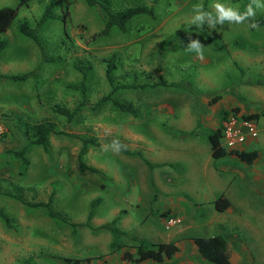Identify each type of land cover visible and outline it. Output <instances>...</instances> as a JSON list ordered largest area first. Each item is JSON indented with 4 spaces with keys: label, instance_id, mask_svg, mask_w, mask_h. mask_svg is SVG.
<instances>
[{
    "label": "rangeland",
    "instance_id": "374dc122",
    "mask_svg": "<svg viewBox=\"0 0 264 264\" xmlns=\"http://www.w3.org/2000/svg\"><path fill=\"white\" fill-rule=\"evenodd\" d=\"M50 1L52 17L38 25ZM17 2L0 0V7ZM217 2L243 12L251 0H111L112 11L152 5L153 16H133L124 31L112 26L106 35L98 34V9L83 0L17 6L0 33V74L35 75L0 80V264H120L127 258L123 251L139 241L147 246L161 240L162 222H178L174 213L199 225L212 213L222 215L230 264H264V25L204 24L207 41L190 28L197 27L190 23L193 5L211 12ZM255 18L264 19V10L257 9ZM22 20L36 28L52 61H42L35 44L18 32ZM190 38L205 46L203 59L186 50ZM110 62L112 85L105 77ZM75 65L86 68L83 90ZM112 100L135 113L120 111ZM234 107L238 114L261 113L257 136L236 147L256 150L251 163L209 155L206 134L220 124L221 109L231 113ZM41 121L53 127L45 151L31 143V125ZM106 136L141 157L104 151ZM79 137L97 141L82 159L104 173V188L77 162ZM23 146L25 164L12 154ZM221 193L231 202L226 216L211 204ZM50 194L51 216L45 207L26 204L44 203ZM95 197L101 200L82 226ZM165 209L171 215L163 220ZM115 216L116 234L103 227ZM192 257L196 264H213L199 253Z\"/></svg>",
    "mask_w": 264,
    "mask_h": 264
},
{
    "label": "trees",
    "instance_id": "16d2710c",
    "mask_svg": "<svg viewBox=\"0 0 264 264\" xmlns=\"http://www.w3.org/2000/svg\"><path fill=\"white\" fill-rule=\"evenodd\" d=\"M26 0H18L16 6H2L0 7V33L7 30L13 19L16 17L17 14V6L24 3ZM83 2L90 7H95L98 9L100 16L102 17V26L98 32L99 35H106L110 31L112 26L117 27L120 31H124L126 29V22L136 15H146L149 17L153 16V6H145L141 4H135L131 6H127L115 11H112L110 9V3L111 0H83ZM155 2V0H152V4ZM53 5V2L50 1L49 5L45 8L42 16L40 17L38 21V25L42 24L47 18H51L52 14L50 12L51 7ZM65 19V14L63 15V23ZM254 21L258 23L259 25H264V19L263 18H255ZM192 29H195L201 33V35L204 37L205 40H209V36L207 32L203 29L202 26L200 27H190ZM17 30L20 34L25 36L26 38L30 39L35 46L38 49L39 55L41 57L42 61H52L51 57H48L44 49L41 45L40 39L38 37L36 28L30 27L26 21L22 20L17 24ZM4 41H0V51L3 48ZM75 68L80 73V81H79V88L80 90H83L84 81L86 78V68L75 65ZM113 70V64L112 62L107 64V67L105 69V77L107 82L112 85V75L111 71ZM35 75V70L21 73V74H10V75H3L0 74V80L4 81H24L29 76ZM156 84H152L154 86ZM126 86V85H123ZM133 87V85H128V87ZM115 87H111L109 93L103 97V99L111 98V95L114 91ZM112 103L120 110L125 111L131 114H134V110L128 107L127 105L123 103H119L117 101L112 100ZM55 112L63 114L67 117L71 115V112H69L67 109L61 108V107H55ZM230 111V110H229ZM228 110L221 109L219 111V118L220 121L225 118V116L229 112ZM232 111L235 113L237 109L234 107L232 108ZM261 113L258 112H252V113H246L241 114V117L243 119H253L256 120ZM31 130L34 138L31 140V143L40 145L42 149L46 150V138L47 135L53 131L52 124L50 122H36L31 125ZM220 136H221V124H219L215 129L209 131L206 134V139L209 144L210 149V156L211 158L217 159L219 157H222L224 155H233L236 158H238L241 161H244L246 163H251L253 159H255L257 153L256 150H244V149H226L223 145L220 143ZM115 139L111 136H106L103 141L106 144H110L111 141ZM80 141V148L77 153V162L80 166V168L87 169L90 172L98 175L102 183H100V188H104L106 186L105 181H108L104 173L94 167L86 166L82 159V154L84 153V150L86 147H94L97 146V141L94 137H79ZM24 146L18 150H15L12 152V154L19 158L22 163H27V159L24 156ZM120 152L124 154H135L141 157L140 153L138 152H132L127 150L126 148L122 149ZM143 160L149 164V162L143 158ZM17 198V197H16ZM99 197H95L90 200L89 202V211L87 214V218L85 223L81 224L82 226H87L88 219L92 216L95 206L100 202ZM213 206L216 210L222 211L226 209L229 205V201L227 198L221 193L218 196H216L212 200ZM29 206H41L45 207L47 210V214L51 216L50 211V204H51V194L48 197V200L44 203H26ZM166 211L160 212V216L165 215ZM119 219L118 216L113 217L108 223H105L103 227L110 232L116 234L118 233V230L115 227L116 221ZM72 226L74 227L75 224L72 223ZM194 243L197 246V249L199 253L209 260L210 262L214 264H229V244L226 240V238L223 235L216 234L213 236L208 237H195L193 238ZM145 244L142 241H139L136 244V250H135V258L131 261L140 262L145 259H152L154 261H161L163 257H170L176 250L177 246L173 242H156V243H150L147 246H144ZM123 254H127V258H131V255H129L126 252H123Z\"/></svg>",
    "mask_w": 264,
    "mask_h": 264
},
{
    "label": "crops",
    "instance_id": "0c3cea01",
    "mask_svg": "<svg viewBox=\"0 0 264 264\" xmlns=\"http://www.w3.org/2000/svg\"><path fill=\"white\" fill-rule=\"evenodd\" d=\"M250 150H254V149H250ZM209 155H210V149H209ZM227 156H233V155H224V156L219 157L217 159L225 158ZM226 198L229 201L228 207L226 209H224V211L223 210L218 211V210L214 209V212H216L217 214L224 213V216H226L225 211H227L231 205L229 197L227 196ZM212 200H211V204H212ZM172 206H174V204ZM212 206H213V204H212ZM163 211H166L165 215L160 216V217L164 220V218H167L168 215H171V214L169 212V209H165ZM126 215H127V211L124 213V217H126ZM171 216L176 217V218L178 217L177 218L178 222L176 224L175 223L171 224L169 222L165 223V221H163L162 222V228L164 231H160L161 235H162L161 240L155 239L154 241L150 242V243L173 242L177 246V250L170 257H168V258L163 257V259L161 261H156L160 264H196V260H194L195 258L192 257V256H195L199 253L197 246L193 241V238H195V237H208V236L220 234V235H223L227 240V237L224 235L225 234L224 228H225V226H227L228 223L221 220L222 215L217 216L216 214L212 213L211 218L208 219L207 221H205L201 225L193 224L190 222L189 223L184 222L182 220L181 213H178V214L174 213ZM124 217L121 218V220L119 222L120 224L118 226V227H120V230L123 232L125 231V229L123 227H125V228L127 227V225L124 224V220H123ZM215 217H217V219H215ZM177 220H175V221H177ZM170 222H174V221L170 220ZM233 226H235V224H233ZM127 230H129V229H127ZM227 242H228V240H227ZM135 250H136L135 245L130 250H124L123 252H126L129 255H131V258H123L121 260L120 264H126L127 262L133 260V258H135V256H136ZM201 257L203 259H205L206 262L212 263L209 260H207L206 258H204L202 255H201ZM175 258L178 261L176 263H174V262L170 263L171 259L175 260ZM153 262H155V261L152 259H145V260H142L138 263L139 264H153ZM229 264H230V256H229Z\"/></svg>",
    "mask_w": 264,
    "mask_h": 264
},
{
    "label": "clouds",
    "instance_id": "9594fccd",
    "mask_svg": "<svg viewBox=\"0 0 264 264\" xmlns=\"http://www.w3.org/2000/svg\"><path fill=\"white\" fill-rule=\"evenodd\" d=\"M211 7L213 11L209 12L203 10V5H193L194 15L191 17L190 23L197 27L207 24L211 29H214L217 24L224 25L226 22L229 24H244L246 21H252L247 26L252 29H259L260 26L254 21V18L257 9L264 10V3L261 0H251L243 12L218 2L211 5ZM204 48L205 46L199 39L191 38L186 46L187 51L194 52L200 59H203ZM102 148L104 151L111 150L118 154L125 146L118 139H113L109 145H104Z\"/></svg>",
    "mask_w": 264,
    "mask_h": 264
},
{
    "label": "built area",
    "instance_id": "2783aa9c",
    "mask_svg": "<svg viewBox=\"0 0 264 264\" xmlns=\"http://www.w3.org/2000/svg\"><path fill=\"white\" fill-rule=\"evenodd\" d=\"M220 124V143L226 149L236 148L246 139L255 138L257 136V127L255 120L243 119L241 117V114H238L237 112L228 113L225 118L220 121ZM126 264L139 263L135 261H129Z\"/></svg>",
    "mask_w": 264,
    "mask_h": 264
}]
</instances>
